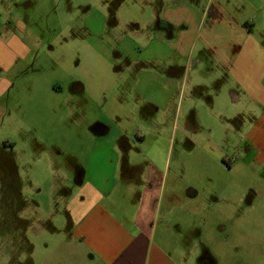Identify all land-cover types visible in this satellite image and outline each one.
<instances>
[{"label":"crops","instance_id":"0c3cea01","mask_svg":"<svg viewBox=\"0 0 264 264\" xmlns=\"http://www.w3.org/2000/svg\"><path fill=\"white\" fill-rule=\"evenodd\" d=\"M212 1L150 8L114 43L100 34L109 64L130 73L112 90L56 87L58 104L23 76L39 29L22 0H0V119L16 130L2 143L26 176L11 191L29 264L264 261V182L246 165L264 161V0ZM22 89L34 102L6 100Z\"/></svg>","mask_w":264,"mask_h":264},{"label":"rangeland","instance_id":"374dc122","mask_svg":"<svg viewBox=\"0 0 264 264\" xmlns=\"http://www.w3.org/2000/svg\"><path fill=\"white\" fill-rule=\"evenodd\" d=\"M147 1L149 9L146 7ZM170 1L22 0V3L26 2L27 6H22L21 3V9L24 14L30 15V22L39 29L38 33L42 36L40 39L44 44L43 47L37 48L36 58L29 57L23 64V76L31 73L40 76L36 79L35 90L40 87L54 88L51 93L46 92L45 99L47 101L51 97L52 102L58 104L67 97L66 92L56 90L59 86L66 90L67 87L79 85L86 93L89 90H112L117 72L130 73V70H127L123 62L119 68L109 64L112 48L99 47L100 34H104L102 38L106 37L114 43V38L123 33L126 26L124 24H128V29L140 31L151 16L150 8L167 6ZM176 1L188 3L190 0ZM206 2L207 0H201L200 6L204 7ZM215 3L216 1L213 0L211 6L213 7ZM33 4L38 8L39 13L31 17L30 10L34 7ZM257 35L264 45V30L258 31ZM77 40L79 43H76ZM94 46L103 53L100 58ZM139 49L138 45L136 50H131L130 57H135ZM261 83V90H263L264 78L261 79ZM42 97H36V101L43 100ZM100 97L101 102H104L107 94H101ZM5 98L13 102L18 100L21 105L32 103L35 99L29 90L23 89L18 96H12L10 91ZM8 116L9 112L5 111L4 118L0 119V264H29V253L34 248V242L30 240L28 232L24 233L22 243L16 238L18 228L14 210L17 208L12 206L14 202L12 191L22 186L21 183H25L26 176H13L11 173L13 154L16 155L17 152L2 143L4 139L13 138L16 131L14 123L8 119ZM246 165L259 169L258 177L264 182V161L263 164L252 162ZM37 178H39L38 175ZM23 230L27 229L22 226ZM259 264H264V261L260 259Z\"/></svg>","mask_w":264,"mask_h":264}]
</instances>
